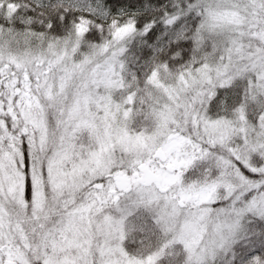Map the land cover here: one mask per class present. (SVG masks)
Returning a JSON list of instances; mask_svg holds the SVG:
<instances>
[{
    "label": "snow or ice",
    "instance_id": "obj_1",
    "mask_svg": "<svg viewBox=\"0 0 264 264\" xmlns=\"http://www.w3.org/2000/svg\"><path fill=\"white\" fill-rule=\"evenodd\" d=\"M0 264H264V0H0Z\"/></svg>",
    "mask_w": 264,
    "mask_h": 264
}]
</instances>
